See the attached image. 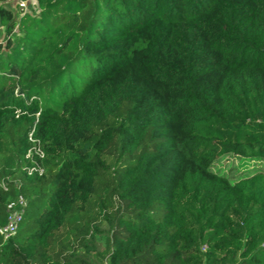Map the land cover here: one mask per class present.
Instances as JSON below:
<instances>
[{
  "label": "trees",
  "instance_id": "1",
  "mask_svg": "<svg viewBox=\"0 0 264 264\" xmlns=\"http://www.w3.org/2000/svg\"><path fill=\"white\" fill-rule=\"evenodd\" d=\"M35 1L0 0V264H91L101 225L106 264H264V173L213 171L264 162V0Z\"/></svg>",
  "mask_w": 264,
  "mask_h": 264
},
{
  "label": "rangeland",
  "instance_id": "2",
  "mask_svg": "<svg viewBox=\"0 0 264 264\" xmlns=\"http://www.w3.org/2000/svg\"><path fill=\"white\" fill-rule=\"evenodd\" d=\"M11 7L15 9V12L25 11L29 13L38 12V6L35 0H28L27 7L22 9L16 5V2L11 0ZM6 27L0 26V42H3ZM16 31L14 32V34ZM213 171L225 175L232 182H238L240 180L249 178L253 175L264 173V162L258 160H246L231 154L220 157L213 166ZM109 229L105 225H101L98 231H94L90 238V244L92 246V254L81 252L79 255L85 257L91 264H106L105 257L101 256L105 249L106 237ZM102 257V260L99 259Z\"/></svg>",
  "mask_w": 264,
  "mask_h": 264
},
{
  "label": "built area",
  "instance_id": "3",
  "mask_svg": "<svg viewBox=\"0 0 264 264\" xmlns=\"http://www.w3.org/2000/svg\"><path fill=\"white\" fill-rule=\"evenodd\" d=\"M13 1H15L16 4L22 9L27 7V1ZM29 139L33 143V146L28 151L25 158L27 160H31L33 165L26 167V171L29 175L36 173L39 176H42L45 173V168L40 161L45 158V153L41 148L40 142L34 139L32 133L29 135ZM34 157H36V159H33ZM0 186H3V188L7 189V186H5L4 183H1ZM27 205L28 201L19 189L17 190L14 197H10L8 199L6 204L7 222L5 225L0 227V236L4 242L9 241L16 235L18 226L22 220Z\"/></svg>",
  "mask_w": 264,
  "mask_h": 264
}]
</instances>
